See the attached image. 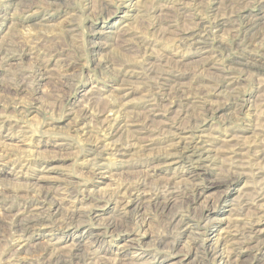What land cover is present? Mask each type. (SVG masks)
Segmentation results:
<instances>
[{
    "label": "rangeland",
    "instance_id": "374dc122",
    "mask_svg": "<svg viewBox=\"0 0 264 264\" xmlns=\"http://www.w3.org/2000/svg\"><path fill=\"white\" fill-rule=\"evenodd\" d=\"M35 1L28 7L0 0V264H46L51 250L63 256L87 249L92 264H261L256 243L264 239V217L256 226L259 241L229 247V261L227 253L204 257L201 228L193 225L208 221L214 241L247 225L251 207L242 205L253 198L259 177L252 154L231 151L264 147V6L250 0ZM228 12L238 25L215 32L214 15ZM195 27L208 29L209 40H181L182 31ZM149 67L152 74L144 72ZM163 68L171 73L162 77V106H155L150 86ZM236 94L242 110L229 101ZM177 95L187 97L184 108L195 118L203 117L202 108L212 110L194 131L204 146L202 163L167 158L191 137L188 130H159L169 118L185 120L169 104ZM109 121L115 127L106 136L102 126ZM125 144L123 153H110ZM67 190L79 192L77 207L91 210L92 220L34 226L25 245L14 242L10 224L27 215L20 209L39 205L43 196L61 199L60 218L69 208L64 198L72 200ZM112 191L127 201L123 209L103 197ZM176 212L193 230L174 239L165 222ZM109 221L115 226L103 228Z\"/></svg>",
    "mask_w": 264,
    "mask_h": 264
},
{
    "label": "bare ground",
    "instance_id": "6f19581e",
    "mask_svg": "<svg viewBox=\"0 0 264 264\" xmlns=\"http://www.w3.org/2000/svg\"><path fill=\"white\" fill-rule=\"evenodd\" d=\"M236 1L240 3L239 0H236ZM250 1H253V3L256 5H263L264 6V0H250ZM19 2H20V0H19ZM237 2H235V3L238 4ZM34 4H36L35 0H23V5H25V6L31 7ZM236 4L233 3V6L235 7ZM241 7H243V5ZM230 14H231V12L229 13V15ZM238 14H239V12H238ZM237 17H238V15H237ZM239 18H241V17H239ZM232 19H236L234 15H230L227 17L225 15H218L217 14V15H214L213 20L212 19H210V20L213 21L212 22L213 29L215 32H217V31L223 29V27H225L226 25L231 24L232 27H233V25L237 26L238 25L237 19L236 20H232ZM242 19H243V17H242ZM238 20H240V19H238ZM202 30L198 29L196 27L190 28V29L188 28V29L181 32V36H180L181 40H183V41L188 40V41H192V42H198V41L199 42H206L207 40H209L208 37L206 36V32L208 29L206 30L205 33ZM234 30H236V29H234ZM240 32L238 29V32L235 34L237 35ZM212 36L214 37V35H212ZM177 38H179V36ZM243 38H245V36ZM244 41H245V39L237 42L236 46L238 47V46H241V44L243 45ZM216 43L218 45L217 47L220 48L221 50L226 49V46H225V44H223L222 40H218V41H216ZM248 43L252 44L251 42H248ZM210 45L215 46L213 41L210 42ZM228 47H230V46H228ZM217 52H219V51H217ZM257 52H259V49L257 50ZM222 53H220V54H222ZM220 54H218L216 56L221 57ZM148 65L150 66L149 63H148ZM160 66L165 67L164 64L163 65L160 64ZM146 71L149 74L150 73L152 74L154 69H153V67H149L147 69H144L145 73H146ZM170 73H171L170 70H168L166 68L160 69V72L158 73L159 75L156 77V80H153V84L150 86L151 90H154V92H152V94L150 96H151V101L155 106H162L160 101L163 99L164 92L162 89L163 83L161 82V80L165 74H170ZM225 82H226V84H232L233 80H230V82L228 80H225ZM222 83H223V81L218 82L217 84H222ZM237 98H239L238 94L232 95V96L230 95L229 101L232 102L234 105H236L238 110H242V106L238 102L240 99H238L236 101ZM185 100H187V97L183 98V95H177V96H174L173 99L169 103L170 105H175V106L179 107V109L176 110L178 119L181 118V119H185V120H183L179 124L178 120L169 118L170 122H165V123H171V124H167V127L162 126L159 128V130L161 129L164 132L165 131L170 132L171 131L170 127H174L175 129H178L180 131L188 130L191 134V137L189 138V140H184V143L180 144L179 148H175L174 151L168 153L167 158L173 159V158H178L181 156H186L188 162L199 164V163H202L201 161L205 159V157L203 156L205 150H204V146H202V143H200V141H199V143H197V141L194 140L195 137H198L197 133L194 131H195V129H197L199 127L201 122H203L205 120L204 117L207 116V114H209L212 110L208 109V108H202L203 111H200L197 114L203 115V117L200 118L198 116L199 119H198V117L195 118L192 114H189L188 109L184 108L186 103H187V102H185ZM262 105H264V101H263ZM20 109H22V108H20ZM24 109H22L23 111L22 110L21 111L24 112ZM168 110H169L168 107L164 108L165 112H168ZM21 111H19V112H21ZM111 111H112V109H111ZM22 114H24V113H22ZM180 115L182 117H180ZM116 117H118V116H116ZM116 117L113 118L114 123L117 120ZM175 125H177V126H175ZM123 126H125V125H123ZM114 127L115 126L113 124H111V122L110 123H108V122L104 123L102 126V128L104 130L103 134L106 135L107 131H108L107 134H110L113 131ZM141 129H144V128L142 127ZM161 130H160V132H161ZM134 131L137 134L141 132L140 129H134ZM134 140H142V137L139 135H136V136H134ZM126 147H127V144H125V146L124 145L114 146L110 149L111 150L110 153L112 155L113 154L115 155L117 153H123V151H124L123 149ZM242 151H245V153H250L253 155V158H254L253 160L255 161V162H253V167H254L253 175H256V176L258 175V177H259V180L256 181L258 183V186H257V189L255 190V192L253 194V198L249 201H247V200L244 201L243 202L244 204L242 205V207H244V205L247 206V204H250V206L248 205V207H251V210H250V213L248 216L247 225L241 226V228H236L234 230L233 234L228 232L226 235H224L222 238H220L219 241H214L212 239V236L210 235L209 230H207L208 229V221H207V224L200 225L199 223H197L196 225H193L195 227L201 228L200 232L198 233V238L200 239V242H201L200 247L202 248V251H200V252H203L204 257H207V258H215L217 256L221 257V256H223L224 253H227L226 259H227V261H229L231 259L230 257L232 256V251L229 249V247L232 249H237V248L239 249L246 242L249 243V242H253V241L254 242L259 241V239H257V236H258V233L260 232V230H258L256 226L258 223L261 222V218L264 217V147L261 146L259 149H255V148L250 147V146H248L247 148H245V146H242L241 148L235 147L232 149L231 153L233 155H242ZM100 154H102V153H100ZM99 156H101V155H99ZM99 156H95V158H94L95 162L93 164L96 166H97L96 162L98 161L97 159L99 158ZM255 185H257V184H255ZM122 188H124V187H122ZM67 191H66L65 195H67V196L69 195L72 198V200H67L66 198H64L65 199L64 201L68 202L69 208H66V212L60 218L57 217L56 211H58V209H60L61 199H58V200L54 199L51 201V199H48L46 196H43V199L41 200V203L39 205H37L33 208H29V209L27 206H24L22 209H20L19 215H23L25 213H27V215L22 216V217L18 216L16 218L14 217L15 220H13V222H11V224H10L11 233L15 237V238L13 237L14 242H18V243L26 242V239H27L26 233H28V231L31 230L32 227H34V226H38V225L39 226H45L47 224H54L55 225V223L60 224L63 222H80V221L85 222L87 219L92 220L93 217L91 214V210H82L79 207H77V204H78V198L77 197H78L79 192L75 191V190H69L68 192ZM103 197H107V200L113 199L115 201V205L117 207H121L122 209H123L124 204L127 202V201H124L123 199H121L118 191H112L110 193L108 192V194L104 195ZM171 197H173V196H166V197H163V199H164V201H167ZM40 208L42 209L41 211H40ZM181 212L173 213L171 216H169L166 219V222H165L167 228L171 227L176 231L175 235H174V239H177L179 237V233L181 231L188 230V229L193 230V228H192L193 226L189 222L190 220L186 221L184 213L182 214ZM115 221H109L106 224H103V228L107 229V228L113 226V224L115 226V223H116ZM132 222H133V224H137L135 216L132 218ZM128 224H129V222H128ZM163 241H165V240H163L162 237H158V244L159 245L161 243H163ZM191 241H193V240H191ZM21 245L23 246V245H25V243L21 244ZM162 245H164V243ZM256 245H257L256 250L260 255L259 259H261V261H262L261 264H264V256H263L264 255V239H261V241L259 243H256ZM170 246H172V245L170 244ZM77 247L80 248L79 246H77ZM92 254H93L92 251L87 249V250H82L81 252L73 251L72 253L65 254L62 256V253L57 252L55 250H51L48 252V262L46 264H92L93 263L91 261L92 260L91 256H93ZM174 263L177 264L176 262H174ZM199 263H200V261H199Z\"/></svg>",
    "mask_w": 264,
    "mask_h": 264
}]
</instances>
